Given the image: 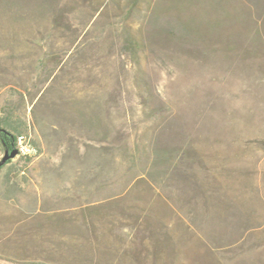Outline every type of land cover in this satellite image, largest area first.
Instances as JSON below:
<instances>
[{"label":"rangeland","instance_id":"374dc122","mask_svg":"<svg viewBox=\"0 0 264 264\" xmlns=\"http://www.w3.org/2000/svg\"><path fill=\"white\" fill-rule=\"evenodd\" d=\"M0 117V264H264V0H0Z\"/></svg>","mask_w":264,"mask_h":264},{"label":"trees","instance_id":"16d2710c","mask_svg":"<svg viewBox=\"0 0 264 264\" xmlns=\"http://www.w3.org/2000/svg\"><path fill=\"white\" fill-rule=\"evenodd\" d=\"M0 126L6 130V133H0L2 144L10 150L15 149L17 147V135L21 132L20 125L8 117H0ZM9 162H11V160L7 163Z\"/></svg>","mask_w":264,"mask_h":264},{"label":"built area","instance_id":"2783aa9c","mask_svg":"<svg viewBox=\"0 0 264 264\" xmlns=\"http://www.w3.org/2000/svg\"><path fill=\"white\" fill-rule=\"evenodd\" d=\"M16 145L20 155L32 156L36 153V149L31 143L30 138L25 134L17 136Z\"/></svg>","mask_w":264,"mask_h":264},{"label":"water","instance_id":"95a60500","mask_svg":"<svg viewBox=\"0 0 264 264\" xmlns=\"http://www.w3.org/2000/svg\"><path fill=\"white\" fill-rule=\"evenodd\" d=\"M0 133H6V130L0 126ZM19 154L18 149L15 148L13 150H10L9 148L5 147V153L4 156L0 159V169L7 164L9 160L14 159Z\"/></svg>","mask_w":264,"mask_h":264}]
</instances>
